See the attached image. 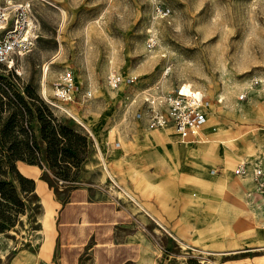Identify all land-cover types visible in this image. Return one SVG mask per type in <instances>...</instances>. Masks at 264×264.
Segmentation results:
<instances>
[{
	"label": "rangeland",
	"instance_id": "obj_1",
	"mask_svg": "<svg viewBox=\"0 0 264 264\" xmlns=\"http://www.w3.org/2000/svg\"><path fill=\"white\" fill-rule=\"evenodd\" d=\"M14 1L38 37L0 66V165L35 189L0 233V264H264V193L236 174L264 169V0ZM112 73L135 83L112 88ZM183 85L205 96L207 143L148 128V91ZM79 188L96 191L94 224L63 231Z\"/></svg>",
	"mask_w": 264,
	"mask_h": 264
},
{
	"label": "built area",
	"instance_id": "obj_2",
	"mask_svg": "<svg viewBox=\"0 0 264 264\" xmlns=\"http://www.w3.org/2000/svg\"><path fill=\"white\" fill-rule=\"evenodd\" d=\"M38 37L35 17L30 2L14 0H0V66L8 69L15 68L14 56L30 52ZM152 46V43L149 44ZM135 78H124L121 74L112 73L108 77V84L118 88L123 83L134 84ZM259 83L258 80L255 81ZM58 96L62 101L72 100L75 90L74 75L66 70L56 84ZM92 91L84 98H91ZM247 94L241 96V99ZM204 94L192 86L185 89V85L171 91H164L156 87L149 90L145 98L147 125L150 129L171 128L180 137L181 142L207 143L210 141V128L207 127L208 117L205 110ZM253 174L255 182L264 193V169L260 166L251 172L247 164H241L236 174L245 176ZM197 198L203 196L199 189L193 191Z\"/></svg>",
	"mask_w": 264,
	"mask_h": 264
},
{
	"label": "trees",
	"instance_id": "obj_3",
	"mask_svg": "<svg viewBox=\"0 0 264 264\" xmlns=\"http://www.w3.org/2000/svg\"><path fill=\"white\" fill-rule=\"evenodd\" d=\"M3 83H0V92L3 89ZM9 169L0 165V233L15 225L21 213L26 211V202L21 196V192L31 193L35 189V182L19 176L20 189L7 180ZM14 167L11 166V170Z\"/></svg>",
	"mask_w": 264,
	"mask_h": 264
},
{
	"label": "crops",
	"instance_id": "obj_4",
	"mask_svg": "<svg viewBox=\"0 0 264 264\" xmlns=\"http://www.w3.org/2000/svg\"><path fill=\"white\" fill-rule=\"evenodd\" d=\"M207 111V110H206ZM96 191L90 188H79L72 191L68 201L61 210V226L64 229H75L86 220V214L91 207L98 203L95 199ZM74 216V217H73ZM94 221L88 220L85 224L90 225ZM77 226V227H76ZM65 227V228H64ZM86 226H84L85 228ZM75 246L77 245L74 244Z\"/></svg>",
	"mask_w": 264,
	"mask_h": 264
},
{
	"label": "bare ground",
	"instance_id": "obj_5",
	"mask_svg": "<svg viewBox=\"0 0 264 264\" xmlns=\"http://www.w3.org/2000/svg\"><path fill=\"white\" fill-rule=\"evenodd\" d=\"M52 62H53V61H52ZM49 64H50V63H49ZM205 108H206V102H205ZM163 129H165V128H163ZM124 191H125V190H124ZM128 195H129L130 198H132V200H133L134 202H136L137 204H139L140 207H142L146 212H149V211H147V209H146L142 204H140V203L136 200V198H135L133 195H131V194H129V193H128ZM132 200H131V201H132ZM142 208H141V209H142ZM144 210H143V211H144ZM157 220H158V219H157ZM158 221H159V220H158ZM158 224H159V223H158ZM159 225H160V224H159ZM187 246H188V245H187ZM262 249H264V248H262ZM204 252H206V251H204ZM223 253H225V252H223ZM237 253H239V252H237ZM215 254H216V253H215Z\"/></svg>",
	"mask_w": 264,
	"mask_h": 264
}]
</instances>
